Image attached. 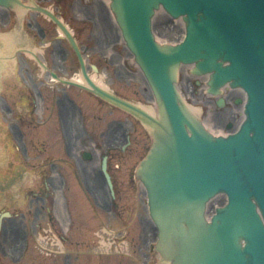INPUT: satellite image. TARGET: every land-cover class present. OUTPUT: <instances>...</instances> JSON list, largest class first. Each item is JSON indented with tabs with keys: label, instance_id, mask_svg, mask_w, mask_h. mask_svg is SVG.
Listing matches in <instances>:
<instances>
[{
	"label": "water",
	"instance_id": "95a60500",
	"mask_svg": "<svg viewBox=\"0 0 264 264\" xmlns=\"http://www.w3.org/2000/svg\"><path fill=\"white\" fill-rule=\"evenodd\" d=\"M161 6L183 16L184 41L157 42L152 20ZM112 7L165 106L166 121L138 173L159 229L158 248L171 264H264V0H113ZM186 62L196 63V73H212V93L225 82L247 90L240 131L212 135L180 104L175 68ZM219 192L228 202L209 221L207 204Z\"/></svg>",
	"mask_w": 264,
	"mask_h": 264
},
{
	"label": "rangeland",
	"instance_id": "374dc122",
	"mask_svg": "<svg viewBox=\"0 0 264 264\" xmlns=\"http://www.w3.org/2000/svg\"><path fill=\"white\" fill-rule=\"evenodd\" d=\"M98 1L99 4L95 5H93V0L70 1L67 4L68 13H63L66 14V21L77 32L79 44L85 47V57L89 62L100 66L101 70L97 74L98 80L108 87L111 86L112 90L133 103L151 106L154 103L151 100V90L121 38L109 5L102 0ZM77 5L82 8H80L82 12L75 11ZM97 5L99 13L96 11ZM43 6L47 8L51 6L52 9L54 7L57 12V4L54 1L49 5L44 3ZM98 14L102 16L100 20ZM86 16L94 18V21H87ZM159 19L160 21L155 23L157 35L169 42L181 38L177 19L165 15L160 16ZM41 28L48 32L47 43L42 42L44 31ZM4 34L22 35L21 45L27 48L37 50L43 48L40 51L51 61V64H53L52 56L57 43L63 46L62 58L65 57V53H69L70 57H75L74 60L77 61L69 40L60 38L55 23L49 21L42 14L28 13L24 18H21L15 9L11 11L2 9L0 11V35ZM4 49L5 45H0V62L9 61L8 69L2 70L0 77V174L3 176V179L0 178V212L11 210L14 215L4 214L0 217L3 219L0 229V256L4 258H1L0 263L161 264L159 252L150 249L147 245V240L153 238L154 228L152 225L146 229L139 227L134 220L123 233L120 229L122 227L123 230L124 222L117 217L107 216L103 222L110 225L109 228L113 230L109 233L106 232L98 225L100 220L96 219L97 215L92 207L93 205L99 206V202L102 200L97 198L98 201L95 202V195H93V192H98V188H101L99 181L90 180L88 182L91 188L85 187L86 197L79 186V181L82 184L85 182L78 165L66 169V166L61 164L60 166L52 164L56 162V158L61 156V150L64 149L61 144L64 143V139L62 132L57 130V124L48 117L51 110V84L53 82L48 79L47 71H50L51 66L50 69L41 68L36 64V60L28 58L24 53H15L17 47L13 51L8 50L7 52ZM20 57L28 61L27 66L25 65L22 69L19 68ZM18 76H23L22 84L16 79ZM42 78L45 80L43 92L46 100L47 122L33 126L28 122L30 120L24 119L23 116L27 113L31 118L29 111L35 108L34 101L41 100L39 87ZM195 80L196 76L187 72L182 73L180 78L181 90L187 96L190 104L202 108L201 113L204 119H207L210 113L214 116L210 120L214 130L227 132L235 128L231 118V115L234 114L232 111L235 106L234 98H227L225 106L221 107L216 101L218 97L213 99L206 92L203 82L196 85ZM59 92L61 93L62 90ZM239 97L242 98V96ZM100 110L98 111L102 116L100 121L95 117L94 109L87 112L89 129L94 127L98 129L99 125L101 126L98 130L105 128L106 122H110L111 118L116 117L117 121L115 122L127 123V135H131L132 143L128 149L122 153H111L114 157H122V159L118 158L121 159L119 162H123V164L117 172L119 186L117 200L121 216H127L126 210L131 207L129 204L135 206V210L140 209L135 203V195H140L145 200L142 186L138 182L139 179L135 177V171L139 160L150 146L151 137L140 120L136 116L128 114L129 112L108 104H103ZM4 116H8L12 122V128L9 131L4 128L5 125L3 126ZM37 116V118H41L38 113ZM241 117L242 114L239 113L236 120L239 121ZM220 118L224 120L223 125L219 122ZM238 121L235 123L237 124ZM229 124L232 125L229 126ZM124 129V124L114 127L110 131L112 136L108 134V141L111 143L124 142L125 138L121 137L124 134ZM93 133H96L95 129ZM119 135L121 136L117 137ZM97 140H102L100 133L99 137L96 135L94 140H91L90 145ZM117 160L114 161L115 165ZM81 165L91 166L94 169L95 165L100 166V162L94 163L93 160H87ZM58 190L63 191L58 193ZM31 192H49L45 200L40 201V204H45L41 212L38 211L37 199H33V203L31 202V197L28 196V193ZM62 192H67V195L70 193V197L77 201L75 210H78L81 216L77 217L74 223L63 214L65 198ZM31 195L35 196L36 194L31 193ZM14 199L17 202L15 204L11 202H15ZM224 199L223 196H218L212 204L217 206ZM48 206L50 210L47 208ZM130 211L128 210V212ZM142 214L144 215V213ZM83 220L86 224H90V229L85 230L83 226L81 227ZM37 224L40 226L38 227ZM116 226L121 227L119 229ZM25 235L30 237L32 243H30L31 249L28 251L27 257H23L19 251L24 246L23 236ZM84 250H92L94 253L90 255L85 253L84 256ZM6 253L14 254L11 261L6 260Z\"/></svg>",
	"mask_w": 264,
	"mask_h": 264
},
{
	"label": "flooded vegetation",
	"instance_id": "af4514ba",
	"mask_svg": "<svg viewBox=\"0 0 264 264\" xmlns=\"http://www.w3.org/2000/svg\"><path fill=\"white\" fill-rule=\"evenodd\" d=\"M74 4V3H73ZM65 10V5L63 3H60L58 5V11L63 12ZM76 11H81L80 7H75ZM85 15V14H84ZM63 48L60 49L57 55H53L52 60L53 68L56 69L59 74V72H63L64 74L67 75V79L74 78L72 74L75 72V67H79L80 63L79 61H75L74 59L68 60V58L63 59L62 54H63ZM48 62V61H47ZM49 64V62H48ZM53 81H57L58 83H55L52 85V113L57 121V129H62V131L67 134L66 135V145L68 148V152L72 153L76 150H82V153L84 152L85 154V149L90 146L91 140H94L95 136L100 133L101 136V141L98 140L96 143H94V146L97 149H102L107 146L108 144H111L110 141H108V134L110 133L111 130H113L114 127H117L119 124H123V122H115L117 120H113L108 124H105V128H102L100 130L98 126V129L96 127L90 128L89 125L86 123V117H87V108H89V94L83 90V89H77L75 86L67 84V83H62L60 84L61 80L59 79H54L51 78ZM63 85V86H61ZM45 88V80L41 79V86H40V93L41 95L44 96L42 89ZM59 90H62L60 93ZM99 105L102 106V103H99ZM95 117L97 120H101L102 116L101 114H95ZM96 131V133H93V131ZM21 130V129H20ZM22 131V130H21ZM95 135V136H94ZM110 136L111 133H110ZM107 140V141H106ZM74 150V151H73ZM83 154V155H84ZM97 155V154H96ZM95 152L92 154L91 159L93 160L94 163L100 162V166L95 165L94 169H92L91 166H86L83 165V169L85 172V176L87 179L90 180H98L101 186V189L105 192H102L105 194L98 192H93L95 202L97 198L102 199L99 202V206L96 205V214L98 217H96L97 220L99 221V225H107L103 222V219L107 216H114L119 219H121L124 222V227L123 228H128L131 223L133 222V218L136 221L137 225H143L146 223V217L142 214L141 209L143 207V199L142 196L140 195H135V203L139 206L140 209L135 210L136 207L129 204L131 207H129L126 210V213H128L127 216H121L122 213L118 207L119 201L117 198L119 197V186H118V178H117V172L118 169L120 170L121 165L123 162H119L122 157H114L112 155H109V171L112 174V178L114 181L115 185V193L112 196L111 192L109 191L107 184H106V179L104 176V173L102 172V158L100 156H96ZM121 158V159H118ZM118 159V160H117ZM117 160L116 165L114 164V161ZM86 160L84 159V156L81 159V164L85 162ZM85 166V167H84ZM32 194H36L35 196H32V201L33 199H37L38 201V211H42L43 205L40 204L41 200H45V198L48 196V192H32ZM108 195V198H107ZM90 196V195H89ZM98 201V200H97ZM135 204V205H136ZM128 210H131L128 212ZM137 213L136 216L134 217H129V214H134ZM75 216V215H74ZM130 218V219H129ZM132 219V220H131ZM86 223V222H85ZM122 223V222H121ZM123 224V223H122ZM39 225V224H38ZM121 227V226H118ZM122 228V227H121ZM1 260V259H0Z\"/></svg>",
	"mask_w": 264,
	"mask_h": 264
},
{
	"label": "bare ground",
	"instance_id": "6f19581e",
	"mask_svg": "<svg viewBox=\"0 0 264 264\" xmlns=\"http://www.w3.org/2000/svg\"><path fill=\"white\" fill-rule=\"evenodd\" d=\"M102 1L108 3L109 5H112V0H102ZM31 2H32V0H15V3H13L11 5V8L16 9L18 14H20V15L27 14L28 9L34 7V5ZM97 4H99L98 0H97ZM0 9H2V8H0ZM98 15H99V20H100V18L102 16H100V14H98ZM162 15L169 16L168 13H165V11L163 10L162 7L157 8L156 9V13L154 15V20H153V33L155 35V38H156L157 42L160 43V44L164 40L159 35H157L155 23L160 21L159 17L162 16ZM114 18L116 20L115 14H114ZM177 21L179 22V26H180L179 33H180V36L182 37L183 34H184V31H185L186 22L184 21L183 18H180ZM61 26H62V29L60 28L61 35H64V34H66L65 28H67V27H65L63 25H61ZM120 30L122 31V27L121 26H120ZM17 34L0 35V45H2V46L5 45V49H4L5 52H7L8 50L13 51L14 46L16 47L18 44L22 43L21 35H17ZM178 40H180V37L178 38ZM35 51L36 50H32L31 49V51L28 52L29 56L34 57L36 55ZM15 53H16V49H15ZM133 61H134L135 64L137 63L136 60H133ZM8 63H9V61L0 62V74H1L2 70L6 71L8 69V67H9V65H7ZM194 68H196V64L194 62H191V63L186 62L183 65H181L180 67L175 68L176 87H177V89L179 91L178 94H179L180 104L186 103V110L189 113V115L191 117L197 116V121L204 123L208 133H211L212 135L222 134V133H224L223 130H219V131L214 130L212 124H210V120H212V118L214 116L210 113L208 118L204 120V118L202 116V113H201V109L202 108L194 107L193 105H191L189 100H188V98H187V96H185V94L181 90L180 78H181L182 73L187 72V73H190V75L195 76L196 72H195ZM142 74H143V77L145 79V83L149 82L148 79L146 78V75L144 74V72ZM196 74H198L196 79H198L199 83H201V81H204L205 88L207 89L208 86H209L208 81L211 78L212 73L211 72H207V73H204V74H202V73L201 74L196 73ZM91 76L93 78V81L97 80V83H101L102 82V81L98 80L97 73L96 74H92ZM74 79L77 80L76 76L74 77ZM77 81L81 82V83H86V80L83 81V78H81V79H79ZM221 88H222V90H219L220 94L222 93L221 95H223V93H225L227 95L226 97H228L229 99L234 98V100H235V97H239V96H242L244 98V101H243V103L241 105L240 104H236L234 102L235 106H234V108L232 110L234 112V114L231 115V118L233 119V122H237L238 120H236V119L238 118L239 113L242 114V117L238 121V125H239V123L246 118V113H245V103H246V101L245 100L247 98V94L243 90V88L233 86L231 84V82L223 83L221 85ZM151 95H152L151 99L154 100V103L151 106L141 105V106H137V107H134V108L138 112V115L142 118V120L145 122V124L151 130L152 135H153V139L155 141V133H156V131L161 128V126H162L161 123H164V121H166V115H165L166 112H165V109H164V107H165L164 104H160V99L156 96L154 90H151ZM211 95H213V94H211ZM211 95H209V96H211ZM208 102H209V100H208ZM219 122L221 123V125H223L224 120L221 119V120H219ZM226 133L227 132H225V134ZM97 191L99 192V194L100 193L103 194L102 192H104L101 188H98ZM224 197L227 198L225 195H224ZM214 200H217V198L211 199L210 201L208 200L209 202H208L207 205L210 206V203L211 202L213 203ZM59 204H60V201H59ZM223 204H224V202L221 203V205H223ZM213 207H214V204L212 205L211 209ZM20 249H19V251H20ZM162 255L164 257L169 256L167 253H164Z\"/></svg>",
	"mask_w": 264,
	"mask_h": 264
}]
</instances>
